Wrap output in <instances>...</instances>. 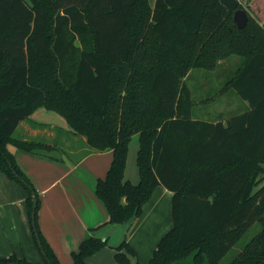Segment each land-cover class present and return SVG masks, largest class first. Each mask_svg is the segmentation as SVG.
I'll return each mask as SVG.
<instances>
[{"label":"trees","instance_id":"16d2710c","mask_svg":"<svg viewBox=\"0 0 264 264\" xmlns=\"http://www.w3.org/2000/svg\"><path fill=\"white\" fill-rule=\"evenodd\" d=\"M233 56L240 63L221 92L233 89L248 108L226 120L192 117L187 74ZM38 108L92 150L112 152L94 189L109 220L89 233L136 220L163 187L172 227L149 264H219L254 224L259 232L229 264H264V22L247 12L239 29L220 0H0V172L26 190L30 224L35 198L43 264H60L37 225L36 190L7 148L51 150L13 137ZM134 135L137 184L124 180ZM106 246L88 234L73 264ZM130 257L125 239L115 264ZM2 263L31 264L15 255Z\"/></svg>","mask_w":264,"mask_h":264},{"label":"crops","instance_id":"0c3cea01","mask_svg":"<svg viewBox=\"0 0 264 264\" xmlns=\"http://www.w3.org/2000/svg\"><path fill=\"white\" fill-rule=\"evenodd\" d=\"M240 4L260 24L264 22V0L243 1ZM229 59L220 60L214 70L219 67L224 69L229 64ZM191 95L193 96V91ZM242 106L244 109L248 108L245 101ZM13 137L21 141H34L52 146L50 151L35 153L24 152L11 145L7 148L36 190L39 200L37 225L60 264H65V260L63 262L61 260L62 257L70 258L88 234L107 239V247L90 256L87 259L89 264H115V248L125 239L137 252V258L130 257L131 264H141V249L149 253L152 249L146 256L149 264L158 242L172 227L171 203H145L140 217L136 220L122 226L107 224L89 233V229L96 228L109 220L106 209L94 194V189L97 180L103 178L109 169L112 152L92 150L87 145L85 137L74 133L61 116L45 108L36 109L29 117L22 120L16 127ZM133 138L137 140L138 145V136L134 135L129 148ZM53 151L58 152L59 155L49 154ZM60 152L64 153L68 160ZM128 164L127 156L124 180L137 184L139 181L137 168L132 169L134 173L130 176L127 173ZM77 172L80 179L71 177ZM4 176L6 178L4 182L9 184L10 179ZM17 188L20 195L18 203L25 205L27 210V193ZM158 188H161V191L158 192L157 199L162 197L168 199V196H172V193L163 187H157L154 192ZM5 218L6 216L0 218V241H4V237L10 239L12 234H16L15 228L9 223L13 221ZM24 235L26 239L27 233ZM12 255L31 264H43L42 258L38 262L11 246L6 250L0 247V259H7Z\"/></svg>","mask_w":264,"mask_h":264},{"label":"rangeland","instance_id":"374dc122","mask_svg":"<svg viewBox=\"0 0 264 264\" xmlns=\"http://www.w3.org/2000/svg\"><path fill=\"white\" fill-rule=\"evenodd\" d=\"M154 1L155 0H150V4L153 5ZM243 1L248 2L250 0H238L239 3H242ZM228 63L229 64L224 69L219 67L217 70L207 71L200 68H194L190 70V72L187 74L185 78V83L187 87L191 91H193L191 106L192 117L198 120H205L211 122L217 118H224L226 120L232 116H235L245 111L244 107L242 106L244 101L238 97V95L234 92L233 89L230 88L228 90H225L224 92H221V89L224 87L225 83L231 78L234 71L236 70L237 64L239 63V57H231L228 60ZM130 147L131 148L128 149L127 155L129 159L127 173L131 176V174L134 173L132 172V169H136L135 158L138 148L136 139L133 138ZM49 154L59 155L56 151L49 152ZM60 154L65 157L64 153L60 152ZM67 158L68 157H65V159ZM65 162L69 163L68 161ZM71 177L80 179L79 172L72 174ZM4 179H6L5 176L0 173V202H8L0 203V218H4L6 216L5 219H8V221H13L9 223H11L12 227L15 228L16 234H12L10 239L4 237V241H0V247L2 248V250H6L7 247L11 246L13 249L18 250L19 252L22 251L26 257H33L35 261L39 262L42 256L36 246V242L31 231V225L29 217L27 216L26 206L18 203V196L20 195L17 187H19L21 189L20 191H23V193L25 194L27 192L17 182L9 180L12 183L8 182L9 184H6L4 182ZM160 189L161 188H158L156 192L153 193V198L150 199L147 203H171V197L169 196L167 197L168 199L163 197L162 199H157L158 192L161 191ZM11 201H14V203H10ZM259 230L260 226L258 224L252 225L250 229L245 233V235L237 242V244L232 247L230 251L220 260L219 264H229L244 248L247 242L259 232ZM25 233H27L26 239L24 235ZM126 242L128 243L127 240ZM140 252L141 264H144V258L150 253L149 251H144L142 249ZM147 258L148 257H146L145 264H147ZM61 260L62 262L63 260H65V264H73L72 257L68 259L67 257H62ZM175 264L193 263L192 258L189 257L186 260Z\"/></svg>","mask_w":264,"mask_h":264},{"label":"water","instance_id":"95a60500","mask_svg":"<svg viewBox=\"0 0 264 264\" xmlns=\"http://www.w3.org/2000/svg\"><path fill=\"white\" fill-rule=\"evenodd\" d=\"M220 2L230 11L232 12V19L237 28H244L247 23V12L245 9L240 7V3L238 0H220ZM36 208V201L33 197V205H32V213H31V227L34 233L35 241L37 243L38 248L40 249V253L43 257V251L41 250L40 240L36 233L35 223H34V210ZM102 240H107L106 238H102ZM2 264H14V263H2Z\"/></svg>","mask_w":264,"mask_h":264}]
</instances>
